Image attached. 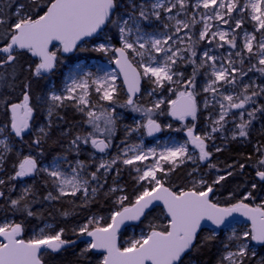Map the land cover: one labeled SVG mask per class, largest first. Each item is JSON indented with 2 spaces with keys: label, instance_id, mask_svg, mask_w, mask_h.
Masks as SVG:
<instances>
[{
  "label": "snow or ice",
  "instance_id": "snow-or-ice-1",
  "mask_svg": "<svg viewBox=\"0 0 264 264\" xmlns=\"http://www.w3.org/2000/svg\"><path fill=\"white\" fill-rule=\"evenodd\" d=\"M33 5L41 7L39 0H32ZM196 9H204L199 20L195 15L188 19H180L182 14L187 15L190 7V0H156L150 6V14L147 5H137L134 0H130L131 11L124 14L118 13L120 8L119 0H46L42 14H26L23 12L24 5L16 9V19L9 24L3 18L0 11V26H5L4 32L0 35V69L13 68L12 79L15 80V71L18 58L22 55L30 54L36 58L33 64L28 66V71L32 77L40 78L45 74L52 73L58 63L59 53H72L86 38L103 37L94 50L101 53H112L113 63L119 69V73H105L94 76L90 72L82 76L70 77V81L64 85L63 93L58 94L52 91L47 96V117L48 124L37 129L31 144L40 147L48 138L52 127L51 117L55 111L64 106L65 101L74 102V106L87 117L86 123L91 125L94 132H89L85 136L77 135L71 140V145L79 148V142L90 143L92 148L100 153H105L111 147V135L114 131L115 120L113 113L115 109L109 110L104 105H99L100 111L97 113L93 109L97 107L92 103L91 93L94 89L98 94L99 101H106L109 104L117 103L118 88L116 85L117 75L123 76V84L126 86L128 98L125 101L127 106H131L135 112L143 111L147 116L146 123L137 124L135 128L128 129V134L139 131L143 128L148 136H153L162 130V126L157 120L152 118L156 110L167 103L168 115L178 121H186L191 118L197 120L200 110L198 97L200 92L210 94L213 99L219 96L216 101L219 104L220 113L218 118L212 121L211 133L222 130L226 117L230 110H242L239 112L241 122L236 125L237 131L232 134V139L237 137L247 138L252 121L256 118V113L264 115V106L256 107L254 97L264 94V86L255 85V82L244 83L239 94L226 93L221 91L224 85H237V74L241 81L250 72H258L264 75V0H246L241 4L240 0H196L191 5ZM139 8L137 13L136 9ZM176 10L175 15H168L169 21L174 24H165L164 27L174 29L171 35H162L157 38L148 33H143L142 21H148L150 15L156 20L161 19V14H171ZM243 11L246 13L248 22L252 24V32H244L242 43H238V29H242L243 18H235L233 13ZM228 26L231 31L220 27ZM197 24L202 27L198 32V38L193 39L190 34L191 29ZM115 29L119 34L120 46H113L108 41L111 39L109 31ZM189 30V31H185ZM184 33L183 36L180 33ZM143 33V34H141ZM259 34V37L257 36ZM135 36V39L130 37ZM201 42L207 45H215L218 49L227 46L228 51L226 64L221 62L217 66L218 57L211 54V48L204 50L197 63V48ZM56 44L59 47H56ZM235 50V51H232ZM163 55L162 60L157 57ZM140 60L137 62L136 58ZM147 57V59H145ZM239 58V60L233 59ZM255 59L256 63H252ZM193 66L191 76L185 78L184 73L177 71L179 63ZM249 64L247 71L237 68L236 63ZM200 69H205L209 76L208 82L202 89H197V75ZM210 69V72L208 71ZM146 79L153 85L152 91L148 95H153L160 90H166L175 98L159 99L151 108L141 109L133 99L141 91V81ZM0 80L5 77L0 74ZM11 86V85H9ZM32 84L30 80L22 83L20 98L18 102L7 103L6 115H9V123L0 127V133L8 129V135L23 140L26 134H30L33 129V117L36 111L32 103ZM257 88L259 90H257ZM252 104L253 107L247 111L246 106ZM210 105L207 97L203 101L206 109ZM124 106V105H121ZM250 119L244 120V114ZM103 120L104 127L100 121ZM171 127V125H168ZM196 124L187 126V143L178 146L164 147L159 151L157 148L144 150L141 144L126 145L121 150V154L114 156L110 160H102L96 171L90 173L91 181H98L97 173L101 169L104 175L117 168L118 163L130 166L136 172L134 180L140 186L133 200H129L128 195H120L115 203L118 206L112 211L107 222L101 223L104 219L90 218L79 230V236L89 237L86 247L82 249L81 256L87 257L90 252L100 254L98 264H185V258L194 250L198 251L203 243L215 238L209 235L204 238L200 245L197 244L198 235L202 230V223L208 221L219 229L233 214H239L250 222V226L242 233L233 230L230 240L238 242V247L234 251H227L219 264H247V261L257 257V253L250 249L246 241H253L259 245H264V201L251 203L256 196L253 191H249L227 206H221L211 198L214 193V186L219 185L226 176H218L212 183H208L203 177L195 179L193 177L191 186L188 188H178L174 190L169 186L168 178L177 168L187 161L209 160L212 153L207 150L206 141L212 139L211 133L203 135L197 134ZM95 133H108L105 139L99 138ZM190 143L199 150L198 157L194 158L189 153L187 144ZM0 166L7 158L6 153L12 151L6 139H0ZM216 151H221L216 148ZM260 153L257 160V170L255 172L259 181L264 182V144L256 147ZM150 161L149 163H145ZM83 169L82 162H78ZM139 165H143L140 167ZM210 168L216 167L209 165ZM231 167V166H229ZM16 170L10 179L24 178L31 176L38 171L45 172L52 178L59 195L51 192L45 197L48 200H58L64 196L76 197L77 193H82L85 197V205L95 197L99 188H91L89 197V179L80 178L77 169L72 171L75 175L70 178L57 169L38 168L37 158L32 155H25L15 166ZM243 169L244 165L241 164ZM198 169H193V172ZM227 175H232L228 172ZM192 176V173H189ZM107 181L105 180V183ZM5 184L4 179H0V185ZM252 189L257 188V184H252ZM123 191L116 187H111L110 195L117 191ZM30 189H25L24 194L18 199L10 201L14 209L21 208L26 211L27 216L36 215L29 210L28 205H21L25 195ZM4 193L0 191V197ZM156 202L163 205L162 212L167 222L164 224H152L149 230L138 238L130 239L124 244L119 242L121 225L126 221H139L145 216ZM63 215L67 216L65 212ZM51 228V225H47ZM75 231V230H74ZM24 227L20 223H6L0 225V264H45L44 256L58 253L65 246L74 244L64 238L65 230L61 228L54 233L47 232L44 227L28 239L24 238ZM259 264H264V257L259 259Z\"/></svg>",
  "mask_w": 264,
  "mask_h": 264
},
{
  "label": "trees",
  "instance_id": "trees-1",
  "mask_svg": "<svg viewBox=\"0 0 264 264\" xmlns=\"http://www.w3.org/2000/svg\"><path fill=\"white\" fill-rule=\"evenodd\" d=\"M120 8L118 13L124 14L127 11H131L129 4L130 0H119ZM137 5H148L147 0H134ZM41 7L37 8L33 5L32 0H0V11L3 12V18L8 20L11 24L16 19V9L20 5H24L23 12L26 14H42L46 0H39ZM137 13L139 8L136 9ZM153 22L157 20L152 18ZM145 22V21H144ZM147 23V22H145ZM155 28L154 24L151 25ZM5 26H0V35L3 34ZM246 28H252V24L247 22ZM111 41L115 45H119V34L113 28L109 31ZM98 39L86 41L83 45L72 53H59L58 63L56 69L50 73V75H44L40 78L32 77L28 71V66L33 64L36 58L31 57L30 54L22 55L18 58L16 64V71L14 73L15 80L12 79L13 68L5 67L0 69V74L5 77V80H0V127L9 123V115H6L7 103L18 102L20 98V91L22 83L26 80H30L32 84L31 94L33 97L32 103L36 108L34 112V121L32 132L26 135L23 140L10 135L13 146L12 151L6 153V159L2 166H0V179L5 180V184L0 185V191L4 193L3 197H0V223L7 220L9 222L15 221L20 223L24 227V238H31L35 232L39 230L46 222H50L53 225L52 229H47V232L54 233L61 228L65 230L64 238L69 241H75L74 244L65 246L58 253H53L45 256V264H98L100 254L93 251L88 253L87 257L81 256V251L86 247V236H79V228L85 224L88 219L95 217H103L101 223L108 221L112 211L117 209L115 200L120 195H128L129 200H133L136 192L140 189V186L136 184L134 177L137 175L127 167H122L118 164L119 175L117 176V168L114 167L112 171L106 175H102L100 181L103 184V189L91 199L89 203L85 205L84 199L73 198L70 196L61 197L58 200H48L45 197L51 192L54 196L56 194V185L53 183L52 178L45 172L38 171L37 173L24 177L17 178L15 180L10 179L14 175L16 170L15 166L23 156L31 153L37 158L38 168H41L43 164L53 161L59 156H67L69 160L77 161L87 160V155L83 153L93 151L90 143L84 144L79 142V148H75L71 145V140L77 135L85 136L89 132H92V128L86 123L87 118L81 114L74 106L73 102H65L64 106L57 109L54 115L51 117L52 127L49 132L48 138L40 145L36 147L31 144L32 139L40 127V125L46 122L47 119V96L50 93L51 85L55 84L56 87L62 86L65 72L73 64L82 60L103 59L105 53L95 51V43ZM2 43V41H0ZM197 48V63L200 62L199 58L204 48L201 44L196 46ZM252 63H256L255 59ZM249 64L246 62L244 69L247 70ZM184 73V77L191 76L193 66L185 64L179 68ZM205 69H200L197 75V89L205 79ZM11 85V86H9ZM153 88V85L145 82L142 95L136 100V104L145 105L146 107H152L154 104L153 97L146 96V90ZM158 96H167L168 91L160 90L154 93ZM128 96L125 93L124 87L121 85L118 92L117 103L110 104L115 107L116 112H122L126 115L127 119L117 121V131H121L122 124H131V118L135 116L133 112L128 109L130 106L125 104ZM255 100V106H264V94L253 98ZM97 98L94 99V101ZM99 102V100H98ZM95 104V103H94ZM109 104L108 102H101L96 104L98 110H101L99 105ZM124 105V106H121ZM165 106L161 107V110H166ZM115 112V113H116ZM203 112H199L198 126H204L207 123L206 115L202 116ZM237 116V114H235ZM167 118V117H166ZM164 117L162 122L166 120ZM249 118V117H248ZM210 122V120H209ZM228 128L229 126H225ZM9 130L7 129V132ZM200 131L203 132L201 129ZM249 136L247 138L237 137L232 139L231 133L225 129L222 132H216L213 140L209 141V148L213 150L211 158L205 163L198 165H184L176 169L171 173L168 178L169 186H173L174 190L178 188H188L191 186L193 177L201 176L208 183H212L218 175L226 176V179L221 181L219 185L214 186V195L212 199L214 202H218L221 206H227L231 203H235L236 200L241 199L244 194L249 191H253L256 199L250 201L251 203H259L264 201V182L259 181L255 172L257 170V160L260 157V153L256 151V147L260 144H264V115L257 112L256 118L252 121L249 129ZM165 135V134H164ZM224 136V138H222ZM134 137V136H132ZM127 135L117 134L115 137L117 142L125 141ZM213 145H216L221 149L219 152H215ZM88 150V151H86ZM0 153H3V149L0 148ZM94 153V151H93ZM92 153V154H93ZM91 154V156H92ZM90 156V155H89ZM198 164V163H197ZM243 164L244 168L241 169L240 165ZM209 165H215L216 167L210 168ZM231 166V167H229ZM198 171L193 172V169ZM42 169V168H41ZM192 176H189V173ZM231 172L232 175H227ZM256 183L257 188L252 189V184ZM123 189V191H117L116 193L105 195L108 193L109 188L116 187ZM30 191L25 195V199L21 201V205L27 204L29 210L36 215L27 216L26 211L22 208L20 210L14 209L10 201L12 199H18L24 194L25 189ZM162 206L154 208L139 222L126 226L119 235V242H123L130 235V229L136 228L137 230H149L152 224H164L166 223V217L162 212ZM67 212L65 216L63 213ZM75 230V231H74ZM224 231H220L218 234H214V231H205L201 233L197 244L200 245L205 237L214 234L215 238L203 243L199 247V250H194L191 255L192 261H185V264H219V261L231 248L229 240L223 235ZM227 246V248H225ZM235 250V249H233ZM264 257V248L260 250L256 258L249 259L247 264H259V258ZM226 264V263H225Z\"/></svg>",
  "mask_w": 264,
  "mask_h": 264
},
{
  "label": "rangeland",
  "instance_id": "rangeland-1",
  "mask_svg": "<svg viewBox=\"0 0 264 264\" xmlns=\"http://www.w3.org/2000/svg\"><path fill=\"white\" fill-rule=\"evenodd\" d=\"M154 2H156V0H147V3H149L147 5L149 14H150V6ZM240 2H241V4H243V3L246 2V0H240ZM195 3H196V0H190V7L188 9L187 15L182 14L178 18H180V19H188L190 16L195 15L196 19L199 20L201 13H203L205 10L202 9V8H200V9L193 8L191 5H193ZM175 14H176V10L175 9L173 10V13H171V14L162 13L161 14V19L157 20L156 22L152 21V19H151L152 16L150 15L149 20L145 21L147 23H145L144 21L141 22V28L143 29V33H148L149 35L155 36L157 38H159V37H161L162 35H165V34L171 35L172 32L174 31V29L171 28V27L165 28L164 25L165 24H168V25L174 24V21H169L167 19V16L168 15H175ZM233 16L235 18H237V19H239V18H243L244 19V24L242 26V29H238L237 30V32L239 34L238 35V43H242V38H243L244 32H252L253 31V27L251 29L245 27L246 23L248 22V18H247V15H246L245 12L238 11L236 13H233ZM152 18L155 19V17H152ZM214 23L219 25V22H214ZM153 24H154L155 28H152L151 25H153ZM219 26L231 31V29L228 26H226V25H219ZM201 27H202L201 24H197L195 26V28L191 29L190 34L193 36V39H197L198 38V32H199ZM185 31H189V30H185ZM143 33H141V34H143ZM180 35L183 36L184 33L182 32V33H180ZM257 36L259 37L258 33H257ZM130 39H135V36L130 37ZM103 42H105L103 37H99L98 41L95 43V47H97L100 43H103ZM108 42L111 43L113 46H116V47L120 46V44L119 45L113 44L111 40H109ZM200 44L202 46H204L202 52L204 50H208L209 48H211V54L216 55L218 57V63H217L218 67H219V64L221 62L226 64V60L224 59V57H226V55H227V51H228L227 46H225V48H223V49H218V48L215 47L214 44L211 45V46L207 45L204 42H201ZM232 51H235V50H232ZM202 52H201V55H202ZM162 58H163V55L161 54L160 56L157 57V60L158 61L162 60ZM145 59H147V57H145ZM233 59H235L237 61L239 60V58H236V57H233ZM113 60H114V56H113L112 53H105V57L103 59L82 60V61H79V62L73 64L65 72V76H64L63 82H62V86L60 88H58V87L55 86V84H53V85H51L50 92L55 91L58 94L63 93L64 85L67 82L70 81V77H72V76L79 77V76H82L86 72H90L94 76L104 75L105 73H117L118 74L119 72L115 68ZM139 60H140V58L137 57L136 61L138 62ZM245 64L242 66V65H240L237 62L235 66L238 69L239 68H243L244 71H247V70L244 69ZM183 65H184L183 62L179 63L177 65L176 70L180 71L179 68L181 66H183ZM208 71L210 72V69H208ZM205 74H206V77L202 81V84L199 86L198 91L200 89H202L203 86H205L206 83L208 82L209 76L207 75L206 72H205ZM145 81L147 83H149L146 79H145ZM253 81L255 82V85L264 86V75H261L258 72H250V73H248L247 76L243 77V80L241 81L239 74H237V85L236 86L224 85L221 88V91H225L226 93L239 94L241 89H242V85L244 83H250V82H253ZM122 84H123V82H122L121 76L117 75L116 85H117L118 90H120V86ZM149 85H151V84L149 83ZM257 90H259V89L257 88ZM150 91H152L151 88L146 90L145 94H146L147 97L150 96V95H148V93ZM151 96L153 97L154 103L157 100H159V99H165V101H167L168 99L175 98L174 95L172 93H170V92H168L167 96H158V95H155V94H153ZM206 97L210 101V105H209L208 108L205 109L203 107V101H204V99ZM95 98H97V100L94 101ZM117 98H118V95H117ZM218 99H219V96H217L216 99H213V97L210 94H206V93H203L201 91L200 92V96L198 97V102L200 104V110L198 111V114H197V120L196 121H192L191 118H188L186 121H183V122L175 120L173 117L168 115V107H167V103H165L161 107L165 106L167 108L166 110H161V109L160 110H156L152 114V118L157 120V122L160 123L161 126H162V132H161L160 136L158 138L154 139V140L149 139V136L146 134V131L143 128H141L139 131H135V132H132L131 134H128V129L135 128V126L137 124L146 123V120H147V116L144 114L143 111L135 112V111L132 110V108L130 106V108L128 110L133 112V114L135 116H133L131 118V124H122L121 125V128H120L121 131L119 133H121V135H125L126 134L127 138H126L125 141L117 142L116 139H115L117 134H119L118 131H117V121L118 120L127 119V117L122 112L114 111L113 118L115 120V126H114V131H113V133H112V135L110 137L111 138V147L109 149H107L105 153H100V152H98L97 150L94 149V153L92 151L91 154L92 153L93 154L91 156L90 152L82 151L83 153H85V155H87V160L86 161H82V160L72 161V160H69L67 158V156H59V157L55 158L53 161L43 164L41 168H48L50 170L58 168V170H60L62 173H64L69 178L71 176L75 175V173H73V171H72V169L75 168V169H77V172L80 174V178L89 179L90 180V173L96 171V168H97L98 164L102 160H110L114 156L120 155L121 154V150L124 147H126V145H131V144H137L138 143V144H141V147L144 150H147L149 148H157V150L159 151L160 149H162L164 147H171V146H178L180 144H185V143H187V140H188L187 135H186L187 126H190L193 123L196 124L195 131H196L197 134L203 135L205 133H211L212 121L214 119L218 118L219 113H220L219 104L216 102ZM91 100H92L93 104L94 103L98 104V103H101V102H105L106 103V101H99L98 102V100H99L98 94L95 93L94 89H93V91L91 93ZM65 102H72V101H65ZM137 106H139L141 109L151 108V107H146L145 105H141L140 103ZM104 107L108 108L109 110L115 109V107L110 105V104H106V105H104ZM252 107H253V105L251 103L249 105H247L246 106L247 111H250L252 109ZM93 110L96 111L97 113H99V111H100V110L97 111L95 109H93ZM200 111L203 112L202 116L206 115V117H207V123H205V125L203 127L202 126H198L199 112ZM240 111H242V110H235V109L230 110L229 115L226 117V122H224V127L222 128V130L225 129L226 131H229L231 133V137H232V134L237 131L236 125L241 122V119H240V116H239V112ZM247 111H245V114H244V117H243L244 120L250 119V118H248ZM81 114H83L86 117V115L84 113H81ZM235 114H237V116H235ZM164 117L165 118L167 117V118H166V120H164V122H162L161 119H163ZM209 120H210V122H209ZM46 122L48 123V117L46 119ZM100 124H101V127L103 128L104 127L103 120L100 121ZM168 125H171V127H168ZM44 126H46L45 122H43L40 125V127H44ZM225 126H229V127L226 128ZM90 127L92 128L91 125H90ZM201 129L203 130V132L200 131ZM222 130L219 131V132H222ZM92 132H94L93 128H92ZM215 134L216 133H211L212 139H210V140H213V137H214ZM95 135H97L99 138L105 139L108 136V133H95ZM132 136H134V137H132ZM222 138H224V136H222ZM0 139H6L7 143L9 144V146L10 147L13 146V144L11 142V138L8 135L7 129L5 130L4 133H0ZM210 140L206 141L207 150L210 151V152L211 151L213 152V150H210V148H209V141ZM187 147H188L189 153L192 154L194 158L198 157V154H199V150L198 149L193 148L190 145V143L187 144ZM213 147L216 148L217 146L213 145ZM91 149H92V146H91ZM86 151H88V150H86ZM215 152H217L216 149H215ZM27 155H32V154L29 153ZM207 161L208 160H206V161H198L197 160L195 163L193 161H187L184 165H189L190 164V165H198L199 166L200 163L205 164ZM78 162H82L83 163L84 167H83L82 170L79 169L80 165L78 164ZM149 162L150 161H146L145 163H149ZM119 165H121L123 168L127 167V169H130L134 173H136L134 171V169L132 167H130V166H125L123 164H119ZM184 165H182V166H184ZM139 166L143 167V165H139ZM97 175L99 177L98 181H91L90 180L89 197H91V188L92 187L99 188L100 184H105L104 182L100 181L101 176L104 175V170L101 169L100 172L97 173ZM218 176H220V175H218ZM200 178H201V176H198L195 179L198 180ZM117 187L118 186H116V188ZM102 189L103 188H99V191L96 193L95 196H97V194ZM56 191H57L56 194L59 195L57 189H56ZM70 197H72V196H70ZM73 198H82V199L85 200V197L83 196L82 193H77V196L73 197ZM98 218H100V217H98ZM6 223L7 222L0 223V225L6 224ZM247 227H249V224L236 223V224H233L232 226H230L229 228L224 230L223 235L230 241L229 245H230L231 248L229 249V251H234L233 249H236V247H238V242L237 241L229 239V237L232 235L233 230H235L237 233H242L243 231L247 230ZM147 231L148 230H137L136 228H131L129 237L127 239H125L123 242H121V244H124L126 241H128L130 239L138 238L140 235L146 233ZM216 233H218V232L215 231L214 234H216ZM252 242L253 241H250V240L246 241V243H248L250 249L256 251L255 248H253L251 246ZM225 248H227V246H225ZM226 253H225V255H226ZM225 263L227 264L226 261H225Z\"/></svg>",
  "mask_w": 264,
  "mask_h": 264
},
{
  "label": "water",
  "instance_id": "water-1",
  "mask_svg": "<svg viewBox=\"0 0 264 264\" xmlns=\"http://www.w3.org/2000/svg\"><path fill=\"white\" fill-rule=\"evenodd\" d=\"M93 38H95V37H92V38H86L85 40H90V39H93ZM84 42H85V41H82V42L80 43V45H82ZM56 45H58V44H56ZM80 45H79V46H80ZM79 46H78V47H79ZM114 66H115V68H116V69L118 70V72H119V69L116 67L115 64H114ZM48 74H50V73H48ZM48 74H46V75H48ZM120 76H121V79H122V82H123V76H122V75H120ZM144 82H145V80H142V81H141V91H140V93H137L136 96L133 98L135 101H136V100L142 95V93H143ZM123 87H124V89H125V93L127 94V89H126V86H125L124 84H123ZM127 96H128V94H127ZM33 119H34V117H33ZM160 132H161V131H160ZM160 132L155 133L153 136H149V138H150V139H155V138H157V137L159 136ZM26 135H28V134H26ZM26 135H25V136H26ZM192 146H193V145H192ZM193 147H194V146H193ZM159 206H163V205H162L161 203H159V202H156V203L154 204V206H152L149 210H146V214H145V216H146L148 213H150L154 208H157V207H159ZM145 216L141 217V219L144 218ZM141 219H140V220H141ZM140 220H139V221H140ZM139 221H126L125 224L121 225L120 232H121L126 226H128V225H130V224H133V223H136V222H139ZM235 223H250V222H248V221L246 220V218L241 217L239 214H233V217H229L228 220L225 222V224L222 225L219 229H216L215 226H214V225H211V223L208 222V221L203 222V223H202V227H209V228H211V229H214V230L220 231V230H224V229L229 228L231 225H233V224H235ZM119 234H120V233H119ZM86 240H87V242H88V241L90 240V238L87 237Z\"/></svg>",
  "mask_w": 264,
  "mask_h": 264
},
{
  "label": "flooded vegetation",
  "instance_id": "flooded-vegetation-1",
  "mask_svg": "<svg viewBox=\"0 0 264 264\" xmlns=\"http://www.w3.org/2000/svg\"><path fill=\"white\" fill-rule=\"evenodd\" d=\"M96 38H99V37H95V38H93V39H96ZM90 40H92V39H90ZM86 41H89V40H85V42ZM56 47H59V45H56ZM62 53V52H61ZM63 54H65V53H63ZM146 82V81H145ZM145 84V83H144ZM95 110H97L98 111V109L97 108H94ZM176 120V119H175ZM162 132V131H161ZM102 139V138H101ZM191 145V144H190ZM192 146V145H191ZM93 149V151H94V148H92ZM96 150V149H95ZM212 156V155H211ZM211 158V157H210ZM79 169H81V168H79ZM82 170V169H81ZM213 195H214V193L212 194V197H213ZM211 197V198H212ZM5 222H7V223H15V221H12V222H9V220H7V221H5ZM166 222H167V220H166ZM4 223V222H3ZM47 225H51V228H47L46 226ZM249 226H250V224H249ZM42 227H44L46 230L47 229H52L53 228V225L50 223V222H46ZM213 231L211 228H209V227H202V230L200 231V233H199V235H198V238H199V236H200V234L201 233H204L205 231ZM198 241V240H197ZM251 246L253 247V248H255V252L258 254V253H260V250L262 249V248H264V245H259V244H257L256 242H252L251 243ZM193 252V251H192ZM192 252H190L189 254H188V256L185 258V261H187L188 260V262H190V261H192V259H191V255H192ZM47 255V254H46ZM45 255V256H46ZM45 256H44V260H45ZM260 259V258H259Z\"/></svg>",
  "mask_w": 264,
  "mask_h": 264
},
{
  "label": "bare ground",
  "instance_id": "bare-ground-1",
  "mask_svg": "<svg viewBox=\"0 0 264 264\" xmlns=\"http://www.w3.org/2000/svg\"><path fill=\"white\" fill-rule=\"evenodd\" d=\"M46 75V74H45Z\"/></svg>",
  "mask_w": 264,
  "mask_h": 264
}]
</instances>
